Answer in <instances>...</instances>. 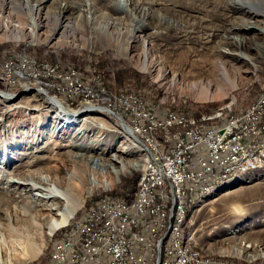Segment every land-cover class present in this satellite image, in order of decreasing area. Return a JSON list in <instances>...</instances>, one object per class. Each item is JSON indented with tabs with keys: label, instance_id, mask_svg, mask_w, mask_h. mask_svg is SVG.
<instances>
[{
	"label": "rangeland",
	"instance_id": "obj_1",
	"mask_svg": "<svg viewBox=\"0 0 264 264\" xmlns=\"http://www.w3.org/2000/svg\"><path fill=\"white\" fill-rule=\"evenodd\" d=\"M226 1L0 0V67L5 55L19 56L20 60L48 61V66H41L40 71L14 74L7 82L0 78L4 86L0 88L1 185L7 184V172L18 169L17 175L41 170L43 177L50 178V173L46 172L49 167L60 169L64 177L75 176L70 179L72 187L82 183L84 175L87 177L82 183L85 188L97 181L98 184L89 187V193L82 198L73 216L87 207L85 201L93 192L98 197L109 192L117 196L134 193L141 170L154 161L158 149L155 141H146L141 129L136 135L137 142L130 135L129 127H122L118 116L112 113H125L123 103L108 97L118 96L121 90H128L131 103L142 100L158 114L165 109L187 113V117L196 119L199 128L210 124L219 126L233 111L239 115L244 108H249V102L264 85V0L255 5L261 12L249 18L258 27L240 31L234 28L240 23V13L235 7H226ZM35 15L43 24L38 28L39 41L29 37L27 29ZM66 23L67 27L62 29V24ZM63 30L70 35L66 40L60 39ZM18 33L22 38L15 37ZM52 34L54 38L45 41ZM237 34L246 35V40L243 45L235 46L236 49L247 52L252 60L238 61L244 70L240 84L212 99L197 98L189 74L191 61L213 60L216 49L230 52L229 44ZM117 44H122L121 51ZM29 48L35 50L32 52L53 56L52 60L30 54ZM76 54L77 60L72 59ZM57 62L66 68L78 69V78L85 82H103L106 96L102 95V89H85L77 97L71 96V89L55 84L58 74L49 73V66H56ZM217 81L215 78L211 85L213 92ZM30 87L33 90L14 97L13 92ZM50 98L65 103L69 108L67 115L73 113L74 119H68L65 111ZM220 108L224 110V118L201 120L203 115L213 114ZM85 115L94 119L85 122ZM98 122L105 123V127L100 128ZM170 127V132L178 131ZM140 138L149 143V148L144 147ZM160 140L164 142L166 138ZM118 161L127 165L120 174L115 172L121 169ZM52 174L50 176L57 177L56 173ZM230 175L212 183L210 193L203 190L197 201L187 207V218L197 244L193 250L203 261L264 264V170L249 169ZM240 187L246 189L237 190ZM1 189L0 197L8 198L10 194ZM29 194L26 196L30 200ZM235 206H238L236 210ZM64 207L65 204L59 202L54 216ZM40 208L28 207L18 193L8 203L0 204V264H46L49 261L56 238L53 234L72 226L73 217L52 233L45 248L34 258L26 259L21 249L14 254L1 248L3 239H10V227L18 232L28 229L30 214L45 213L47 217L48 212H39ZM7 214L11 222L6 220ZM35 233H43V229H28L30 236ZM154 255L150 252L148 264L156 263L158 252Z\"/></svg>",
	"mask_w": 264,
	"mask_h": 264
},
{
	"label": "built area",
	"instance_id": "obj_2",
	"mask_svg": "<svg viewBox=\"0 0 264 264\" xmlns=\"http://www.w3.org/2000/svg\"><path fill=\"white\" fill-rule=\"evenodd\" d=\"M41 65L48 61L5 55L0 78L7 81L17 72L40 71ZM77 71L58 62L49 66V73L58 74L55 84L71 89L72 95L82 88H99L105 95L103 82H84L77 78ZM108 97L125 104V113L118 114L133 133L145 129L157 146L159 138H167V148L154 153L155 162L139 175L128 199L104 194L74 215L73 225L54 239L46 264H146L150 250L158 251L159 264H236L192 256L193 234L186 205H192L205 186L235 172L236 167L264 162V85L243 115L233 111L222 125L193 128L183 134L157 130V122L182 119L183 112L165 109L158 114L142 100L131 103L128 90ZM248 149H256V157L246 158Z\"/></svg>",
	"mask_w": 264,
	"mask_h": 264
},
{
	"label": "bare ground",
	"instance_id": "obj_3",
	"mask_svg": "<svg viewBox=\"0 0 264 264\" xmlns=\"http://www.w3.org/2000/svg\"><path fill=\"white\" fill-rule=\"evenodd\" d=\"M259 1L260 0H227L226 1V3H225L226 7L227 6L228 7L229 6L235 7L238 9V12L240 13V16H239L240 23L234 25L236 27L233 26L234 28L237 29L236 31H240L241 29H250V28H257L258 27V25H255L253 22L249 21V18H253L261 12L255 6L256 3ZM246 4H248V5H246ZM33 12H34V10H33ZM41 25H43V24H41L38 21V18L35 15V18L33 17V20L30 21L29 24H27L29 37L39 41L38 28ZM67 25H68V23L62 24V26H63L62 29H65L67 27ZM24 31H25V27H24ZM64 32L65 31L63 30V32L60 35L61 40H66L70 36L69 34L67 35ZM54 36H55V34H52L51 36L47 37V40H45V41H49L50 39L54 38ZM245 36L246 35H242V34L238 35L237 34L236 36L232 37L234 39L229 44L231 51L230 52H223L220 49H216L215 57L213 58V60H206V61H202L201 63H200V60H196V61L192 60L191 61V63H190L191 70L189 71V74H190V77L193 78L191 84L197 90V91L195 90L196 94H197V98H211L212 99L213 97H215L217 95L227 94L235 86L240 84V81L242 79V77H240V74H242V72L244 70L241 66L238 65L239 64L238 61L245 62V63H248L249 61L252 62L251 57L248 55L247 52L236 49L238 46L243 45L245 43V40H246ZM15 37L22 38V34L18 33L17 35H15ZM142 41H143V46H145L146 40L143 39ZM117 45H118L117 46L118 49L121 51L122 44H117ZM235 46H237V47H235ZM144 56H146V55L144 54ZM19 60H20V58H19ZM41 66H48V65H41ZM41 66H40V68H41ZM23 72H25V71L17 72V73H23ZM17 73H14V74H17ZM177 75H178L177 73H174V76H177ZM13 76L14 75H12L8 78H11ZM77 78H78V76H77ZM159 78H161L160 75H159ZM215 78H218L219 81H217V87L213 92V91H211V85L215 82ZM105 86H104V93H105ZM85 89H99V88H82L81 91L82 90L84 91ZM42 93L45 96L47 95L45 91H42ZM71 96H74V95L71 94ZM77 96H78V93L74 97H77ZM104 96H106V95H104ZM4 97L9 98L7 96H4ZM128 97H129V92H128ZM51 101L53 104L57 105V107L61 111H65L66 115H67V113H69V111H68L69 108L67 109V106L65 105V103L63 104L54 98L51 99ZM64 105L66 106V108ZM123 105L125 106V104H123ZM85 107L91 108L92 106H85ZM248 109L249 108H247L245 110V108H244V111H242L239 115H243L244 113L247 112ZM223 111H224L223 108H220L219 110H217L213 114L203 115L201 117V120H203L204 122H207V121H210L214 118H221L222 119L225 116ZM236 112L237 111H234V115H236ZM186 114L187 113H185V115H183L182 119H179V120H167V122H157V130L163 129V131L167 132L168 134H183V133H188L193 128H199V127H197L198 122H196V119L187 117ZM72 116H73V113H70L66 117L69 119V118H72ZM190 116H191V114H190ZM84 117H85L84 118L85 122H91L92 119H94L93 116H86L85 115ZM72 119H74V118H72ZM225 122H223V123L221 122V123L224 124ZM98 123L99 124H97V125L100 128L105 127V123H103V122H98ZM222 124H220V125H222ZM170 126L176 127L178 131L176 133L170 132L169 131L170 130L169 128H171ZM208 127H216V125L210 124V125H208ZM129 130H130V135H133L131 133L132 129L130 127H129ZM134 134L137 135V133H134ZM141 134L143 136H145L146 141H148V142L155 141L156 142V140H153V135L150 134L145 129H141ZM160 139L161 138H159V141H158V146H157L158 152L157 153H160V150H166V148H167V138L164 142H162ZM160 146H161V148H159ZM135 147H138V146L135 145ZM144 147L149 148V146H146V145H144ZM153 157H154V161H152V162H155V155ZM245 157L246 158L256 157V149L245 150ZM261 157H264V150H261ZM148 160H150V156H148ZM118 162L120 163L121 169H116L115 172H117V174H120L121 171L124 170L125 167H127V165L123 161H118ZM151 163H149L146 168H148ZM262 168L264 170V162L246 164L243 167H236L235 173L241 174L242 172H245L246 170L249 171V169H262ZM144 169L145 168H143L141 170V173L143 172ZM14 170H17V169H14ZM19 172H20L19 169L15 172H7L8 178H6L7 181H5V182H7V184L5 183V185H3V184L1 185V183H3V180L0 179V188H2L1 190L10 194L8 196V198H7V196H1L0 197V204L8 203V200H11L12 197L18 193V197L21 198L22 201L23 200L26 201V204L28 205V207H30V208L36 207L37 208V207L41 206V208L38 211L39 212L47 211L48 215H47V217H45V213L40 214V215H31L30 214V216L28 218V225L30 227V228L28 227V229H31V230H33V229H36V230L41 229L42 230L43 229V233H39V234L35 233L32 236H30L28 234V229L25 230L24 228H22L18 232L15 227H10V230L8 231L10 239L9 240L3 239L1 248H2V250L5 249L7 251H10V253H14V254L19 249H21L23 251V254L26 257V259H30V258L36 257L42 251V249L45 248L44 245H45L46 241L52 235V233H54L56 231V229L58 227L65 224L68 220H70L73 217V214L75 213V211L82 204V198L85 197L87 193H89L88 192L89 187H91L95 184H98V182L92 181L90 183L89 187L85 188V187H83L82 183L86 182L87 177L84 175L81 178L82 183L78 184L77 186H76V184H74V186L72 187V183L70 182V179L72 180V178H76V177L75 176H73V177L68 176V178L64 177L61 175V170L58 168H54V167H49L46 172H49L50 174L56 173L57 177H52V176H50V174H48L50 178H47V176L45 178L41 175L42 174L41 170H38V171L30 170L29 173H27V174L25 173L23 175H17V174H19ZM231 173H234V172H230L227 175L229 176ZM247 174H248V172H247ZM227 175H225L219 179H223L224 177H227ZM230 176H232V175H230ZM219 179L215 182H212V183L218 182ZM212 183L205 186V188L202 189L200 192H202L203 190L207 191V192L211 191ZM43 186H48V187L44 188ZM71 187H72V189H69ZM244 188L245 187H240L237 190H242V189L244 190ZM29 192L31 193V195L29 194V197L31 198L30 200L27 199L28 197L26 196V193H29ZM230 192H232V190L227 191L224 194H227ZM198 198H196L192 204H194ZM59 202H62V204H65L64 210L62 212H60L59 214H57L56 216H54V211L58 209ZM187 207H188V205H186V215H187ZM237 208H238V206H235L234 210H236ZM48 217H50L49 220H47ZM5 218L7 221L11 222V218H8V214L6 215ZM33 236H37V237L33 238ZM191 241L194 244V247L192 248V256L199 259L196 251L193 250L195 248V246H197L193 236L191 238ZM150 252H151V255H154V253L158 252V251L157 250H150ZM150 257L151 256L149 253V260H150ZM146 264H148V262Z\"/></svg>",
	"mask_w": 264,
	"mask_h": 264
},
{
	"label": "trees",
	"instance_id": "obj_4",
	"mask_svg": "<svg viewBox=\"0 0 264 264\" xmlns=\"http://www.w3.org/2000/svg\"><path fill=\"white\" fill-rule=\"evenodd\" d=\"M30 48H33V47H30ZM29 48V49H30ZM31 50V49H30ZM33 50V49H32ZM32 50L31 51H29L28 50V52L30 53V54H34V55H36V56H38L39 58H44V59H49V60H52V57L53 56H45V55H41L40 53L41 52H32ZM33 51H35V50H33ZM61 56H63V58H66V55L64 54V53H62L61 54ZM75 58H76V60H77V58H78V55L76 54V55H74L73 57H72V59H74L75 60ZM52 62V61H51ZM105 82L107 83V84H109L110 85V82H108L107 80H105ZM0 88H4V86H3V84L0 82ZM51 92V91H50ZM77 100V99H76ZM183 110V109H182ZM176 111V110H175ZM185 111V110H184ZM178 112H180V111H178ZM136 180V179H135ZM135 180H133V182H135ZM135 187V186H134ZM133 187V188H134ZM132 190H134V189H132ZM135 191V190H134ZM133 191V192H134ZM105 192H107V191H105ZM105 194H113V195H117L116 193H113V192H109V193H105ZM104 195V194H103ZM102 196V195H101ZM131 196V194H126V195H124L123 197L124 198H126V199H128L129 197ZM98 197V195H95L94 194V192L89 196V197H87V199H86V205L87 206H91L92 205V203L96 200V198ZM190 210V209H189ZM189 210H188V212H189ZM188 214V213H187ZM61 233V232H60ZM58 234L59 233H55V234H53V237L55 238V237H57L58 236ZM54 240V239H53Z\"/></svg>",
	"mask_w": 264,
	"mask_h": 264
},
{
	"label": "water",
	"instance_id": "obj_5",
	"mask_svg": "<svg viewBox=\"0 0 264 264\" xmlns=\"http://www.w3.org/2000/svg\"><path fill=\"white\" fill-rule=\"evenodd\" d=\"M2 90H4V89H2ZM31 90H33L32 87H30L29 89H20V90H18V91H16V92H13V94H14V97H19V96H21L23 93H25V92H29V91H31ZM6 91H7V90H6ZM112 113L115 114L116 116H118V118H119V122H120V125H121L122 127H124V126H127V127H128V125L123 121L122 117H121L116 111H113ZM131 133L133 134L135 140H136L137 142H139L138 137L133 133L132 130H131ZM155 264H159V261L157 260Z\"/></svg>",
	"mask_w": 264,
	"mask_h": 264
}]
</instances>
